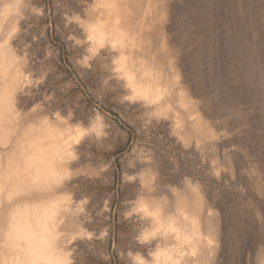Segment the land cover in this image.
I'll return each instance as SVG.
<instances>
[{"label": "rangeland", "instance_id": "rangeland-1", "mask_svg": "<svg viewBox=\"0 0 264 264\" xmlns=\"http://www.w3.org/2000/svg\"><path fill=\"white\" fill-rule=\"evenodd\" d=\"M0 264H264V0H0Z\"/></svg>", "mask_w": 264, "mask_h": 264}, {"label": "snow or ice", "instance_id": "snow-or-ice-1", "mask_svg": "<svg viewBox=\"0 0 264 264\" xmlns=\"http://www.w3.org/2000/svg\"><path fill=\"white\" fill-rule=\"evenodd\" d=\"M149 235H153V234H149ZM144 239L147 240L148 239V235H145Z\"/></svg>", "mask_w": 264, "mask_h": 264}, {"label": "water", "instance_id": "water-1", "mask_svg": "<svg viewBox=\"0 0 264 264\" xmlns=\"http://www.w3.org/2000/svg\"><path fill=\"white\" fill-rule=\"evenodd\" d=\"M93 102V101H92ZM93 104H96L95 102H93ZM117 157L115 158V161H116Z\"/></svg>", "mask_w": 264, "mask_h": 264}]
</instances>
